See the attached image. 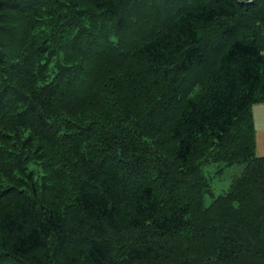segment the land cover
<instances>
[{
  "label": "trees",
  "instance_id": "16d2710c",
  "mask_svg": "<svg viewBox=\"0 0 264 264\" xmlns=\"http://www.w3.org/2000/svg\"><path fill=\"white\" fill-rule=\"evenodd\" d=\"M261 102L264 0H0V264H264Z\"/></svg>",
  "mask_w": 264,
  "mask_h": 264
},
{
  "label": "rangeland",
  "instance_id": "374dc122",
  "mask_svg": "<svg viewBox=\"0 0 264 264\" xmlns=\"http://www.w3.org/2000/svg\"><path fill=\"white\" fill-rule=\"evenodd\" d=\"M256 153L257 155H260L259 151L257 150H256ZM260 156H263V155H260ZM217 166H218L217 164L212 163L210 165L205 166L204 170L208 177L213 175V178H212L213 191L215 194H220V193L225 192L229 188L234 175L241 173L242 165L236 164L233 166H224L222 167L223 169L221 171L215 173L214 175L213 173H214V170H217ZM205 202L207 204H210L211 202L210 196L208 195L206 196Z\"/></svg>",
  "mask_w": 264,
  "mask_h": 264
},
{
  "label": "crops",
  "instance_id": "0c3cea01",
  "mask_svg": "<svg viewBox=\"0 0 264 264\" xmlns=\"http://www.w3.org/2000/svg\"><path fill=\"white\" fill-rule=\"evenodd\" d=\"M253 117L256 130V150L264 156V102L253 105Z\"/></svg>",
  "mask_w": 264,
  "mask_h": 264
}]
</instances>
